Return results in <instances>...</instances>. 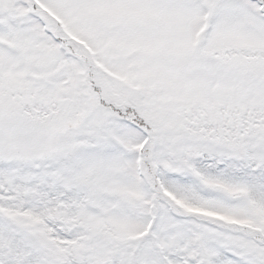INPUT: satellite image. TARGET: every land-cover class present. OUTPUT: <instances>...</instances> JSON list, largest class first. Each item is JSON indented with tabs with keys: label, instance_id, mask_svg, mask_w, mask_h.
<instances>
[{
	"label": "snow or ice",
	"instance_id": "1",
	"mask_svg": "<svg viewBox=\"0 0 264 264\" xmlns=\"http://www.w3.org/2000/svg\"><path fill=\"white\" fill-rule=\"evenodd\" d=\"M0 264H264V0H0Z\"/></svg>",
	"mask_w": 264,
	"mask_h": 264
}]
</instances>
